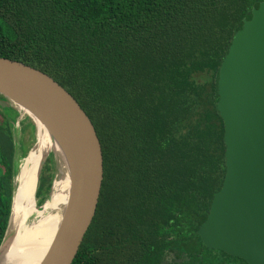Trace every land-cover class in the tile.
I'll return each instance as SVG.
<instances>
[{"label":"trees","instance_id":"1","mask_svg":"<svg viewBox=\"0 0 264 264\" xmlns=\"http://www.w3.org/2000/svg\"><path fill=\"white\" fill-rule=\"evenodd\" d=\"M260 1L0 0V56L65 88L101 145L96 210L70 264H248L206 247L196 231L226 170L220 64ZM18 116L0 105V243L16 123L33 125ZM54 177L49 155L37 206Z\"/></svg>","mask_w":264,"mask_h":264},{"label":"water","instance_id":"2","mask_svg":"<svg viewBox=\"0 0 264 264\" xmlns=\"http://www.w3.org/2000/svg\"><path fill=\"white\" fill-rule=\"evenodd\" d=\"M217 84L226 170L196 233L208 248L248 264H264V0L242 19V27L220 64ZM0 105L14 106L36 126L37 118L42 120L58 145L43 150L34 195L36 200L39 176L51 155L54 163L59 160L62 164L68 178L67 198L58 211L56 233L39 264H70L94 216L101 189L102 154L95 127L73 96L52 77L1 56ZM16 177L15 167V189ZM53 185L54 179L50 195Z\"/></svg>","mask_w":264,"mask_h":264},{"label":"bare ground","instance_id":"3","mask_svg":"<svg viewBox=\"0 0 264 264\" xmlns=\"http://www.w3.org/2000/svg\"><path fill=\"white\" fill-rule=\"evenodd\" d=\"M36 123L38 143L22 157L20 166L18 163L12 216L0 251V264H39L56 233L58 211L67 198L68 178L64 176L54 183L52 198L40 207L36 205L34 191L43 150L58 148L48 126L39 118Z\"/></svg>","mask_w":264,"mask_h":264},{"label":"rangeland","instance_id":"4","mask_svg":"<svg viewBox=\"0 0 264 264\" xmlns=\"http://www.w3.org/2000/svg\"><path fill=\"white\" fill-rule=\"evenodd\" d=\"M25 116H26V113L21 112L20 115L18 116V120L24 119ZM32 123L33 125H29L27 122H24L22 125L19 122L16 123L17 132L15 135V142L17 145V150L14 156V165L17 169V174H18V168H19L18 163L20 166L23 158L26 156L29 150L36 147L38 143L37 126L35 125L33 120H32ZM21 144H22V147H20ZM54 172H55L54 183L57 180L63 179L65 176L64 169L62 167V164L59 162V160L57 163H54ZM52 195H53V191L50 195L51 198H52Z\"/></svg>","mask_w":264,"mask_h":264}]
</instances>
